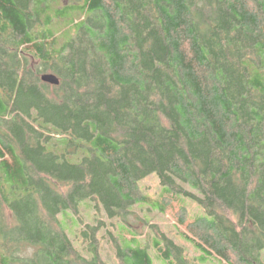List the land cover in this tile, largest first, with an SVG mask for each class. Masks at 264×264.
I'll use <instances>...</instances> for the list:
<instances>
[{
	"label": "trees",
	"instance_id": "trees-1",
	"mask_svg": "<svg viewBox=\"0 0 264 264\" xmlns=\"http://www.w3.org/2000/svg\"><path fill=\"white\" fill-rule=\"evenodd\" d=\"M152 174L199 256L121 225L113 264H264V0H0V264H112L70 217L165 213Z\"/></svg>",
	"mask_w": 264,
	"mask_h": 264
},
{
	"label": "rangeland",
	"instance_id": "rangeland-1",
	"mask_svg": "<svg viewBox=\"0 0 264 264\" xmlns=\"http://www.w3.org/2000/svg\"><path fill=\"white\" fill-rule=\"evenodd\" d=\"M67 2L68 0H64ZM138 187L141 195H145L150 198L151 201L160 199L161 192H164L167 196L163 198V201L167 204V211L165 213L154 210L148 204L135 203L128 212H124L123 216L119 218L109 219L104 214L103 210L94 207V203L90 201H83L79 204L77 213H72L70 221L79 226V229L84 227V224H101V230L98 237L100 238L99 249L102 258L110 263H116L117 259L113 251V239L112 234L116 235L121 225H126L125 229H132L134 234L148 246V250L152 257H155V250L152 247V239L160 232L173 241L175 245L181 247L183 254L191 261H196L199 253H197L193 247L183 240L180 232L185 231V226L180 225L177 220L183 218L185 221H191L199 214H202V209L198 202L190 196L184 195L180 192L174 191L171 188H167L165 191L160 185L158 178L155 174H152L138 183ZM184 187L190 191H194L188 184ZM90 204L91 205L90 207ZM185 207L187 209V216H182L179 207ZM71 213V212H70ZM61 217V215H60ZM4 223H12L11 213L8 209H4V215L2 216ZM153 227V228H152ZM78 227L75 229V233L79 234ZM109 230L112 234H110ZM71 234V238L75 245L82 246L84 240L82 237ZM129 237V236H128ZM154 264H159L155 260ZM216 264V263H211Z\"/></svg>",
	"mask_w": 264,
	"mask_h": 264
},
{
	"label": "water",
	"instance_id": "water-1",
	"mask_svg": "<svg viewBox=\"0 0 264 264\" xmlns=\"http://www.w3.org/2000/svg\"><path fill=\"white\" fill-rule=\"evenodd\" d=\"M41 81L48 83L50 85H58L59 79L55 74L52 73H43L41 76Z\"/></svg>",
	"mask_w": 264,
	"mask_h": 264
}]
</instances>
